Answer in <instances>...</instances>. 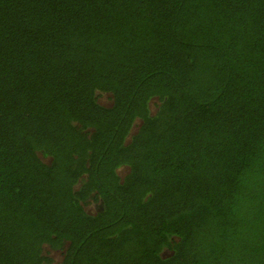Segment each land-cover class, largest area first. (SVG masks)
<instances>
[{
    "label": "trees",
    "instance_id": "1",
    "mask_svg": "<svg viewBox=\"0 0 264 264\" xmlns=\"http://www.w3.org/2000/svg\"><path fill=\"white\" fill-rule=\"evenodd\" d=\"M0 264H264V0H0Z\"/></svg>",
    "mask_w": 264,
    "mask_h": 264
},
{
    "label": "rangeland",
    "instance_id": "2",
    "mask_svg": "<svg viewBox=\"0 0 264 264\" xmlns=\"http://www.w3.org/2000/svg\"><path fill=\"white\" fill-rule=\"evenodd\" d=\"M101 101H102L103 103H107V104L111 102V100L108 99L107 96L104 97V99H102ZM107 104H106V105H107ZM44 253H45V254H48L49 256H51V258L53 257L54 260H58V259H59V255H58V253H56L54 250H51V249H45Z\"/></svg>",
    "mask_w": 264,
    "mask_h": 264
}]
</instances>
